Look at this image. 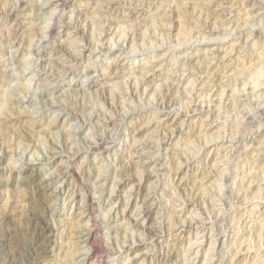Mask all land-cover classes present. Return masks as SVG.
<instances>
[{
  "label": "rangeland",
  "instance_id": "rangeland-1",
  "mask_svg": "<svg viewBox=\"0 0 264 264\" xmlns=\"http://www.w3.org/2000/svg\"><path fill=\"white\" fill-rule=\"evenodd\" d=\"M0 264H264V0H0Z\"/></svg>",
  "mask_w": 264,
  "mask_h": 264
},
{
  "label": "bare ground",
  "instance_id": "bare-ground-1",
  "mask_svg": "<svg viewBox=\"0 0 264 264\" xmlns=\"http://www.w3.org/2000/svg\"><path fill=\"white\" fill-rule=\"evenodd\" d=\"M59 2H60V1H59ZM56 4H57V3H56ZM65 5H66V2H65V1H61L60 4H59L58 6L63 7V6H65ZM60 7H59V8H60ZM65 7H66V6H65ZM57 9H58V8H57ZM80 13H81V12H80ZM74 15H75V14H74ZM81 15H82V14H81ZM83 15H85V14H83ZM83 15H82V16H83ZM55 18H56V16H55ZM55 18H54V19H55ZM74 18H75V17H74ZM80 19H81V18H80ZM81 21H82V20H81ZM75 23H77V22H75ZM78 23H79V22H78ZM80 24H82V22H81ZM132 30H133V29H131V31H132ZM168 30H169V29H168ZM208 30H209V29H208ZM210 31H211V30H209V32H210ZM87 32H88V31H87ZM87 32H86V33H87ZM133 32H134V31H133ZM133 32H132V33H133ZM132 33H131V34H132ZM207 33H208V32H207ZM133 34H134V33H133ZM127 37H128V36H127ZM132 42H133V41H132ZM101 45H102V43H101ZM38 54H39V53H38ZM38 54H37V56H39ZM40 57H41V56H40ZM68 57H70V56H68ZM35 58H36V57H35ZM74 61H75V60H74ZM201 83H202V82H201ZM168 87H170V86H168ZM166 90H167V89H166ZM164 91H165V90H164ZM33 92H34V91H33ZM167 92H168V91H167ZM167 92H166V93H167ZM166 95H167V94H166ZM166 95H165V96H166ZM168 97H169V96H168ZM154 99H155V98H154ZM169 99H170V98H169ZM164 100H165V98H164ZM164 100H163V101H164ZM158 101H159V100H158ZM158 101H156V102H158ZM161 101H162V100H161ZM165 101H166V100H165ZM165 101H164V102H165ZM160 103H161V102H160ZM162 103H163V102H162ZM156 104H157V103H156ZM175 112H176V111H175ZM259 113H261V112H259ZM259 113H258V114H259ZM177 114H178V113H177ZM44 206H45V205H44ZM36 210H37V209H36ZM43 211H44V210H43ZM35 217H36V216H35ZM40 218H41V217H40ZM40 218H38V219H40ZM48 219H49V218H48ZM48 222H49V221H48ZM42 223H43V222H42ZM46 225H47V224H46ZM86 236H87V235H86ZM86 250H87V249H86Z\"/></svg>",
  "mask_w": 264,
  "mask_h": 264
}]
</instances>
